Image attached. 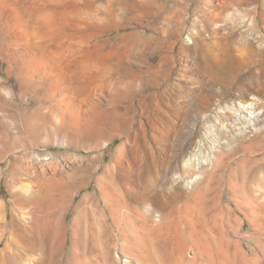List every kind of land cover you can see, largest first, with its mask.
<instances>
[{"label": "bare ground", "instance_id": "obj_1", "mask_svg": "<svg viewBox=\"0 0 264 264\" xmlns=\"http://www.w3.org/2000/svg\"><path fill=\"white\" fill-rule=\"evenodd\" d=\"M191 1L180 0L173 9L157 2L162 13L158 21L177 41L186 21L192 24L189 43L207 48L213 83L206 88L201 76L200 68L208 67L205 54L197 67L187 60L179 66V83L165 86L164 100L150 94L153 104L146 110L145 94L138 95L137 107L134 103L135 93L146 88V38L131 43L138 32H120L134 23L144 24L150 0H0V162L15 160L22 170L15 172L10 164L0 172V184L5 182L10 192L0 202V264H112L107 253L103 261L64 255L68 235L75 233L79 221H62V211L89 184L79 182V171L68 176L71 182L76 179L71 186L56 179L54 156L33 147L52 142L75 145L87 135L95 138V145L103 139L106 146L114 132L135 148L142 145L146 172L158 176L156 160L165 154L162 178L146 176L157 184L145 183L153 186L142 199L145 216L124 201L123 215L129 221H112L123 252H136L140 264H264V90L250 84L234 94L226 92L241 70L261 64L264 46L255 47L242 31L238 35L243 39H237L236 30L261 31L264 8L259 7L261 0ZM200 14L203 21L196 18ZM91 29L97 32L92 35ZM103 32H116L113 41L117 40H111L107 53L102 47L100 52L91 48L93 37ZM106 38L100 45L110 42ZM111 54L112 63L105 56ZM133 61L138 68L131 66ZM215 81L221 83L218 90ZM238 102L250 103L262 113L253 121L259 130L239 145L242 156L234 158L223 143L211 142L214 136H234L233 129L240 125L249 129L250 114ZM205 150L208 155L199 157ZM137 156L134 167L128 165L129 182L122 187L133 195L132 201L140 199L146 187H139L142 164ZM101 157H96L90 175L99 171ZM98 176L91 178L113 216L112 190L105 184L118 192L119 183L109 175ZM91 197L86 194L82 201Z\"/></svg>", "mask_w": 264, "mask_h": 264}, {"label": "rangeland", "instance_id": "obj_2", "mask_svg": "<svg viewBox=\"0 0 264 264\" xmlns=\"http://www.w3.org/2000/svg\"><path fill=\"white\" fill-rule=\"evenodd\" d=\"M157 2H159L158 4L165 3L168 5V8L173 9V7L175 5L180 3V0H155V2H154V0L153 1L150 0V3H152V4H148L149 6H148V8H146V12H147L146 14L147 15H146V21L143 24L144 26L142 25L140 27L134 23V24H132L131 28H129L128 30L120 32V35L126 34L127 31L129 33L132 30L134 32L140 33V35H137L138 33L133 35V37L131 39L132 40L131 43H133V41L136 42L139 39L146 38V51L143 50L145 55H146V88L142 89L144 92H142V90H141V92L138 91L135 93V96H137V98L134 101V103H136L135 106L137 107L138 106V97H139L138 95L140 93H141V95L145 94L146 95V110L151 108V106L153 104V103H151L153 98L151 97L150 94H152L154 92L158 95L157 97H159V99L161 98L164 100L165 95L162 94V92H163V89L165 88V86L166 85H173V83L174 84L179 83L178 82L179 81L178 75L180 73V67L179 66L181 64L185 63L187 60L191 61L194 67H197L200 65V63L202 61V55L205 54L207 56L208 67L207 68H200V69H202L201 70V74H202L201 76H203V78L205 79L206 88L209 87L210 84L212 85L213 82L210 83L209 78L213 77V75H214L213 74L214 70L212 68L214 66L211 64L212 63L211 62L212 57H210L206 53L207 48H205V46L203 44H200L199 47H192V45L189 43L188 35L190 34L191 30L193 29L192 24L190 22L186 21L185 30L182 32V39L180 41H177L175 39V35L169 32L170 29L166 28V26L164 24H162L160 21H158V20H160L159 18H160V15L162 13L160 14V9L156 5ZM190 2H192V1L190 0ZM190 2H189V4H190ZM258 4H259L260 9L264 8L263 0L258 2ZM151 5H154V6H151ZM201 15L202 14H200L196 17V18L200 19V20L198 19V21H203V20H201L203 18ZM261 18L262 17H260V19ZM259 25L261 28L260 29L261 31H259V32H251V31L249 32V31L245 30L246 31V33H245L244 29H246V28H244V27H242L243 29L242 28L237 29L236 30V34H237L236 38L239 40L243 39V38H239L240 36L238 35V33L240 34V32L242 31L245 40L252 42L254 44V46L259 49L261 46H264V18H262L260 20ZM133 27H134V29H133ZM141 30H142V32H139ZM91 31L93 32L92 35L94 34V32H97V31H94L93 29H91L90 32ZM90 32H87V33H90ZM103 33H105V32H103ZM103 33H101V35ZM114 33H116V32H114ZM114 33H111V34L109 33L110 34L109 35L106 32L105 34L102 35V37H101V35L100 36L98 35L99 37H96V36L93 37V43L91 46L92 50L97 49V51L100 52L101 51L100 47H102V48H104L102 50V52L107 53L108 51H110L112 49L111 48L112 44H113L112 42L115 43L117 40V38H116L113 41L114 35H116ZM106 37H108V39L111 38L110 42L106 46H104L105 44L102 46L103 40L107 39ZM102 38H103V40H101ZM111 40H112V42H111ZM95 41H97V43L99 45H100V43H102V44L98 48H96L95 46H93ZM241 43H242V41H241ZM129 45L131 46L130 43H129ZM136 47H134V53L138 54L140 48L139 47L136 48ZM105 56H106V60H109L111 63L114 61L113 55L110 56L111 59L108 55H105ZM135 56L136 55H134V57ZM135 59H136V57L134 58V60ZM131 64H132L131 66L133 68L139 67V66H137L138 64L136 63V61L131 62ZM251 66L252 65H249L247 68H244L243 70H241L237 74L238 76H236L235 80L233 81V84L231 86H229V88H227L228 90L226 92L228 94H234L236 91H239L243 88L245 89L250 84H252V85H258L259 84L260 87H262L264 90V83H263L264 82V80H263L264 79V70H263L264 69V53H263V56L261 58V64L260 65H253L254 67H251ZM155 84H156V86H155ZM220 84H221L220 82L215 81L214 89L218 90L220 88ZM166 94H168V92H166ZM191 94L194 97L193 100H195V97H196V96H194L195 91H191ZM174 96L176 97V94ZM238 104L243 109H246L247 112L250 114L249 115V119H250L249 120V124H250L249 129H247V126H245V125H240L236 128L234 127L235 128V129H233L235 132L234 134L237 136L231 135L230 137L229 136L227 137L228 139L223 138L224 140L220 137L214 136V138H215V139H213L214 142H213V140L211 142L213 146H215V145L218 146L219 141H220V143H223L225 145V147H227L226 150H230L229 152L233 153L231 156L232 157L234 156V158H237V157L239 158L238 155H240V154L242 156V153L238 149L239 145H241V143L243 141L249 139V137H251L255 132H257L259 130L260 127L254 126L253 121H254V119L257 118V116L258 117L261 116V113H262L260 109H257V108L254 109V105H251L250 103H248V105H247V103L238 102ZM238 130H240V131H238ZM109 132H110V130H109ZM109 135L110 134H108V138H109ZM112 135H113L112 140H110V142H108L106 144V146L104 145L103 139H102L103 141L100 139L98 141V143L95 145L94 140H93L95 138L92 137L91 135H87V136L81 137V138L83 140H85V138H86L85 142L88 145H86L85 142L80 138L77 141H78V144H79V142L81 144L78 145L77 141H76L75 142L76 146L74 145V142L69 143V145L66 143L64 145L61 142L60 143L52 142L49 145H46V147L38 146V147H33V148H34L35 152L44 153V154L54 156L55 165L57 166V168L59 167L57 169V174H55L56 179L62 178L65 180L66 183H69V184H67L68 186H71V184L74 181H76V179L71 182L70 180H68V176L70 175L69 178H71V176L73 177L74 174H77V172L79 171L80 174L83 175V176L81 175L82 179L79 182L81 184H84V183L89 184L87 187H85L84 189H81L79 192H77L76 195L74 196L73 200L69 201L68 206H66L64 211H62V214H61L62 215V218H61L62 221H66L68 223H70L71 221H79L78 222L79 224L77 223L75 225V233L70 235L71 237L68 235V239H70V240H69V243L67 244V246L65 248L64 255L69 256V254L70 255L74 254V256H77V255H81V254L83 255L84 254V256H86L88 259L97 257L100 259L102 258L101 261H103L104 255L107 253V257L109 259V262H111L112 264H125L126 259L130 260L131 264H134V263L140 264V262H138L136 260V258H138V255L136 252H134V251L133 252H130V251L123 252L121 250L120 235H119V232L117 231L116 226L114 225V223L112 221H124V220L129 221L123 215V212H125L124 201L126 203H128L130 206H135L137 208V210L139 209L138 211L145 216L146 202L143 201L142 199H146V189L153 187L151 185H148L149 187H147L146 185L149 183L152 185L157 184V181L155 183V180H152L151 181L152 183L146 181V176L151 177V179H154L157 176V174L153 173V171L152 172L151 171L150 172L145 171L146 170L145 169L146 168V158L141 153L142 152L141 148H143V147L140 143H139V145L141 146V148L139 145H138L139 147L135 148L134 145L126 143L124 141V139L116 136L115 132H114V134L112 133ZM236 137H238V138H236ZM240 140H241V142H240ZM195 141L198 142V140H195ZM215 141H216V143H215ZM82 144L84 145L83 148H82V146H83ZM101 146H102V149H101ZM89 147H91V148L89 149ZM92 148H94V150ZM97 149H99V150H97ZM46 151L48 153H46ZM138 151H139V153H138ZM202 153H198L199 157H202V155H204V153H205V156L208 155L207 150L203 151ZM101 154H102V157L99 159L101 161L100 162L101 167H100L99 171L97 172L99 174L96 173L97 174L96 175L93 172L90 175V172L93 171V165L95 164L96 157L98 155H101ZM137 155H140V158H141L140 163L142 164L141 165V172L139 174V184H140L139 187H144V185L146 187H144L145 189L143 188V190L141 189L142 190L141 194L144 193L143 194L144 196L142 195L143 198H142V196L140 197V199H136L134 197V201H132L133 195L125 192V190L122 187L124 184L129 182V176H126L127 174L129 175L128 165H130L131 167H134V160H136L138 158ZM210 155L212 157L211 152H210ZM159 156H158L159 160H156L158 162V163H156L157 164L156 169L158 170L157 171V173H158L157 177L160 179V178H162V166H163V161H165V154L162 153ZM241 156H240V158H241ZM90 158H92L94 160H92ZM132 158H133V160H132ZM128 159H130V161ZM161 160H163V161H161ZM123 163H124V165H121ZM10 164L15 167L13 169L15 172L21 170L19 168L20 163L16 162L15 160H12V159H7L6 161L0 162V172H6L5 170L8 167H10ZM123 166H125V167H123ZM106 168H108V169H106ZM104 171H105V173H104ZM143 171H145V172H143ZM21 172H22V170H21ZM121 172H122V174H120ZM124 172H125V174H124ZM85 173H86V175H85ZM102 173L105 174V177L108 175H109L108 177H110V176L113 177L114 181L116 182V185H117V183H119L117 186L119 187L120 190L119 189L118 190L121 193L119 191L117 192L115 189L113 190V188L110 185H107L104 183L106 186L105 189L107 191L112 190V193H113V194L110 193V197H109V202L111 205L110 209L113 213V216H111V214L109 212L110 210L108 211L109 208H107L105 205V199L102 198L103 194L99 191V188L97 186V182L95 181L94 178L93 179L91 178V177H95V176L97 177L98 175L101 176ZM93 174H95V175H93ZM225 174L227 175L226 172H225ZM237 175L239 176V172L235 175L236 179H237V177H236ZM84 176L86 179L83 178ZM22 178H24V177H22ZM224 178H223L224 180L222 181L221 187L225 188L226 177H224ZM88 180L91 181V183L90 182L88 183ZM8 181H9V179H8ZM20 182H21V184L26 183L23 179L20 180ZM79 182H78V184L80 185ZM120 182H122V184ZM145 183H147V184H145ZM17 185L18 186H16V187H19V184H17ZM54 190H55L54 192L59 191L57 186L55 187ZM8 192L9 191H8V188L6 187V183L2 181L0 184V202H5L9 198L10 192L9 193ZM114 193H115V196H113ZM122 193H124V195L125 194L126 195L124 196V195H122ZM86 194H88V195L91 194L92 197L90 199H85L82 201V198L84 196H86ZM119 194H121V195H119ZM116 196L120 197L119 199L116 198L118 200V202L115 199ZM130 196L132 197V199ZM129 197H130V199H129ZM110 200H112V201H110ZM139 201L141 203H137ZM142 207H144L143 208L144 210L142 209ZM4 212H5V214H8V212H9L8 208H6L4 210ZM21 213H20V215H21ZM48 218H50V217H48ZM51 221H56V219H51ZM109 234H110V236H109ZM115 234L117 236H115ZM126 236H127V239L129 238L128 240H130L131 242L133 241L130 238V233H127ZM71 244H73L72 247H71ZM132 253H134V254H132Z\"/></svg>", "mask_w": 264, "mask_h": 264}]
</instances>
